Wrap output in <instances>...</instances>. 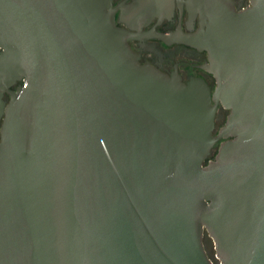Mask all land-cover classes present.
<instances>
[{
	"label": "water",
	"instance_id": "water-1",
	"mask_svg": "<svg viewBox=\"0 0 264 264\" xmlns=\"http://www.w3.org/2000/svg\"><path fill=\"white\" fill-rule=\"evenodd\" d=\"M170 3L135 35L113 0H0V264H264V0L157 35L208 53L213 94L129 44Z\"/></svg>",
	"mask_w": 264,
	"mask_h": 264
},
{
	"label": "flooded vegetation",
	"instance_id": "flooded-vegetation-1",
	"mask_svg": "<svg viewBox=\"0 0 264 264\" xmlns=\"http://www.w3.org/2000/svg\"><path fill=\"white\" fill-rule=\"evenodd\" d=\"M234 1L238 10L250 3V0ZM147 3L148 0H113V5L117 9V25L137 35V29L145 22L138 15V9L141 10ZM170 6H172L170 15H166L164 12L162 18L155 17L152 19L141 28V34L129 40V44L133 51L140 56L142 64H150L168 76L178 75L185 84L192 80H203L213 94L217 88V81L214 75L207 70L209 65L208 53L184 44L173 43L168 45L157 38L158 34L166 35L179 31L191 34L199 29V16L195 18L191 16L188 10V0H172ZM19 84L17 83L13 89L16 90ZM2 100L6 101L9 98L4 94ZM229 114V110L221 104L218 105L215 114L214 135H217L220 129L225 126ZM1 126L2 120H0V130ZM224 141L221 140L216 145L215 150ZM205 246L210 252L208 243Z\"/></svg>",
	"mask_w": 264,
	"mask_h": 264
},
{
	"label": "trees",
	"instance_id": "trees-1",
	"mask_svg": "<svg viewBox=\"0 0 264 264\" xmlns=\"http://www.w3.org/2000/svg\"><path fill=\"white\" fill-rule=\"evenodd\" d=\"M217 151H218V147L216 148V150L214 151L213 155L205 162V165H207L210 161L214 160L215 159V156L217 154ZM208 237V236H207ZM208 243V241L206 242Z\"/></svg>",
	"mask_w": 264,
	"mask_h": 264
}]
</instances>
